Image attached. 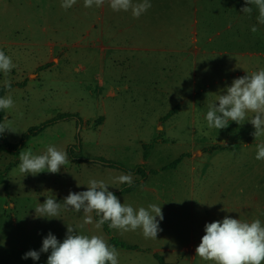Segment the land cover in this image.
<instances>
[{
  "label": "rangeland",
  "instance_id": "obj_1",
  "mask_svg": "<svg viewBox=\"0 0 264 264\" xmlns=\"http://www.w3.org/2000/svg\"><path fill=\"white\" fill-rule=\"evenodd\" d=\"M61 3L62 0H0V50L16 65L7 77L14 86L3 94L12 95L15 107L3 110L5 115L1 122L9 119L18 131H6L4 136L14 143L29 128L59 115L71 114L73 117L59 119L30 137L21 151L31 149L33 154L39 155L49 145L66 150L75 145L88 158L102 157L128 168L144 164L147 172L150 169L144 187L138 185L133 191L116 196L121 203L134 208L161 205L164 218L159 227L162 230L157 239H146L139 229L125 233L113 229L110 235L103 227L96 229L94 224L81 229L84 214L70 209H62L58 218L37 217L35 208L49 196L62 202L69 191L87 190L90 179L104 180L110 185L109 191L119 190L123 184L113 182V178L129 172L90 161L75 163L68 156L70 162L57 174L45 171L23 176L19 171V157L0 151V264H47L50 251L42 252L36 261L22 259V256L29 250L39 251L49 232L62 241L66 225L73 226L78 233L102 234L108 243L113 237L135 245V249L115 246L120 254L119 264H159L153 257L154 252L172 264L176 260H187L188 248L178 249L189 247L191 236L194 200L191 155H184L175 168L161 170V167L190 153L193 147H218L224 152L212 156L215 165H243L247 159V166H244L246 190L248 194L264 196V160L240 154L246 148L256 149L257 144L264 143V136L254 138L252 127L245 122L237 125L230 121L227 128L217 130L199 121V114L206 116L209 105L216 101L218 94H225L226 86H230L234 78L264 69L263 58L260 64V57L248 54L256 48L249 43L216 45V52L209 59L208 73L203 70L205 67H198L196 75L197 89L203 87L208 91L210 101L193 114L187 99L192 79L190 56H184L182 92L187 97L180 109L169 111V116L161 119L156 127V114L174 107V99L179 94L172 93L166 109H141L136 113L133 107H119V100L115 103L108 99L103 101L106 105L103 108L95 91V6L85 8L84 0H77L65 10ZM183 6L184 11L192 15L193 1L183 0ZM250 19L248 14L247 36L254 25ZM257 29L259 31L258 26ZM262 45L264 50V35ZM220 50L228 52L218 54ZM5 79L0 72V85ZM111 102L114 103L112 107ZM103 109L108 113L102 124ZM144 144L152 145L145 162ZM132 174L133 181L139 180V175ZM238 179L243 178L239 176ZM251 183L256 184V188L251 189ZM5 248H9L7 252Z\"/></svg>",
  "mask_w": 264,
  "mask_h": 264
},
{
  "label": "crops",
  "instance_id": "obj_2",
  "mask_svg": "<svg viewBox=\"0 0 264 264\" xmlns=\"http://www.w3.org/2000/svg\"><path fill=\"white\" fill-rule=\"evenodd\" d=\"M192 1L193 16L184 11L183 0H150L151 7L139 18H134L130 11H113L108 0L103 6L95 7V91L103 108L106 107L103 101L108 99L115 103L119 100V107H133L136 113L141 109H166L172 93L179 94L174 99V107L156 114L154 125L157 127L172 108L180 109L187 97L182 92L184 56H190L192 79L187 99L193 114H197L200 108L205 107L204 103L210 101L208 91L203 87L197 89L196 75L198 67H205L203 70L208 73L211 66L209 59L215 54L216 45L249 43L256 48L248 54L260 57V64L261 58L264 61V25L257 22L258 11L254 5L250 22L258 26L259 31H249L247 36L248 14L240 11L245 6L244 0ZM217 52L222 54L228 51ZM112 102L110 107L114 106ZM107 113L103 109L102 124ZM199 117L200 123H207L204 114H199ZM245 123L250 124L254 131L250 122ZM219 152H224V149L193 147L190 153L184 154L186 157L191 155L194 200L189 247L182 246L178 251L188 248L190 256L173 264H212L195 256L206 223L222 220L226 215L247 221L259 218L264 222V196L251 195L246 190L244 166H247L248 160L245 159L243 165L218 163L216 166L212 156ZM240 154L256 156V149L246 148ZM239 176L243 179H238ZM144 183L145 180H140L138 185L144 187ZM249 186L253 189L257 185L251 183ZM8 249L4 250L7 252Z\"/></svg>",
  "mask_w": 264,
  "mask_h": 264
},
{
  "label": "clouds",
  "instance_id": "obj_3",
  "mask_svg": "<svg viewBox=\"0 0 264 264\" xmlns=\"http://www.w3.org/2000/svg\"><path fill=\"white\" fill-rule=\"evenodd\" d=\"M76 2L62 0L61 7L66 10ZM244 2L245 6L240 11L251 15L254 5L258 11L257 22L264 25V0ZM104 3L105 0H84V7H101ZM108 3L113 11H130L134 18H139L151 7L150 0H108ZM251 31L255 33L258 29L253 25ZM15 67L12 58L0 50V72L6 77L3 81L6 89H11V80L7 77ZM14 107L12 95L0 97V110ZM205 119L208 128L217 130L227 128L230 121L241 125L247 120L254 128V138L264 136V69L234 78L231 85L226 86L225 94H218L216 101L209 105ZM6 131L18 132L7 118L0 122V135ZM18 155L19 171L23 176H35L45 171L57 174L61 167L70 162L67 150L54 145H49L43 154L35 155L28 149L20 151ZM255 158L264 160V143L257 144ZM113 182L131 186L133 174H121L114 177ZM109 186L104 180L90 179L87 190L69 191L62 202H57L55 196L47 197L35 208V214L51 219L58 218L62 209H70L84 214L79 226L81 229L93 224L96 229H101L107 223L109 228L121 233L139 229L146 239H157V234L162 230L159 223L164 218L161 205L134 208L131 204L121 203L109 191ZM93 214L98 217L95 221ZM66 228L62 241L49 232L43 238L39 251L29 250L22 259L36 261L42 252L50 251L47 264H119V251L102 234L78 233L71 225H66ZM195 256L212 264H264V222L259 218L247 221L226 215L222 220L206 223Z\"/></svg>",
  "mask_w": 264,
  "mask_h": 264
},
{
  "label": "trees",
  "instance_id": "obj_4",
  "mask_svg": "<svg viewBox=\"0 0 264 264\" xmlns=\"http://www.w3.org/2000/svg\"><path fill=\"white\" fill-rule=\"evenodd\" d=\"M13 86H14V84H11V88ZM7 90L8 89H6L4 87V85H0V97H2L3 94ZM171 111L172 112L175 111V108L172 109ZM4 115H5L4 111L0 110V122L3 120ZM168 116H169V113H167V115L164 118H167ZM68 117H73V116L71 114L70 115L69 114H62V115H59L57 118L47 120L46 122L41 123L38 126L31 127L21 135L20 139L17 142H14V143L9 142L6 139V137L4 136V134H2V135H0V151L7 152V153H9L15 157H19V155H18L19 152L25 147V145H26V143L30 137L38 134L47 125L52 124L59 119L68 118ZM151 147H152L151 144H144L143 145V148H144L143 160H145L148 157V155H149L148 149ZM67 153H68V156L75 163H79L82 161H90V162H94V163H100L101 165L106 166V167L118 168V169L124 170L125 172L134 173V174H137L140 176L139 180L133 181V184L131 186H129L127 184H123L119 190H112V192L115 195L125 194V193L132 191L139 184L140 180H145L147 177V169H146L144 164H139V165L135 166L134 168H128L119 162L110 161V160H107V159L102 158V157L88 158L86 156H83L81 154L80 149L77 150V146H75V145L69 146L67 148ZM183 157H184V154H182L181 156H179L175 160H173L170 163L161 167V170L175 168V166L181 161V159ZM153 172L156 173L157 171L154 170ZM94 218H95V220L98 219V217H96L95 214H94ZM102 227H103V230L107 234H109V235L111 234V231L113 229L109 228L107 223L105 225H103ZM109 244L112 246H121L123 248H128V249H135L136 248L135 245L126 244L124 242L116 240L113 237H110ZM153 257L156 259V261L159 264H172V263L165 261V259L162 255H159L155 252L153 253Z\"/></svg>",
  "mask_w": 264,
  "mask_h": 264
}]
</instances>
